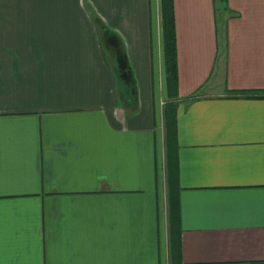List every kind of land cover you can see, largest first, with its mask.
I'll return each instance as SVG.
<instances>
[{"label": "crops", "instance_id": "obj_1", "mask_svg": "<svg viewBox=\"0 0 264 264\" xmlns=\"http://www.w3.org/2000/svg\"><path fill=\"white\" fill-rule=\"evenodd\" d=\"M160 5L0 0V264H264V0H173V85Z\"/></svg>", "mask_w": 264, "mask_h": 264}, {"label": "trees", "instance_id": "obj_2", "mask_svg": "<svg viewBox=\"0 0 264 264\" xmlns=\"http://www.w3.org/2000/svg\"><path fill=\"white\" fill-rule=\"evenodd\" d=\"M160 1H161L162 38H163L166 75L169 85H173L176 82V77H177L176 46H175V33H174V22H173V0H160ZM126 78L129 80V84L132 86V88H135L134 76L128 73V76Z\"/></svg>", "mask_w": 264, "mask_h": 264}, {"label": "water", "instance_id": "obj_3", "mask_svg": "<svg viewBox=\"0 0 264 264\" xmlns=\"http://www.w3.org/2000/svg\"><path fill=\"white\" fill-rule=\"evenodd\" d=\"M128 76V74L126 75L125 73H123V75L121 76V82L126 85V88L128 90H131V95L133 96V99L135 98V94H134V90L135 88H132V86L129 84V80L126 78ZM135 79V78H134ZM132 88V89H131ZM134 94V95H133Z\"/></svg>", "mask_w": 264, "mask_h": 264}, {"label": "rangeland", "instance_id": "obj_4", "mask_svg": "<svg viewBox=\"0 0 264 264\" xmlns=\"http://www.w3.org/2000/svg\"><path fill=\"white\" fill-rule=\"evenodd\" d=\"M160 12H161V5H160Z\"/></svg>", "mask_w": 264, "mask_h": 264}]
</instances>
